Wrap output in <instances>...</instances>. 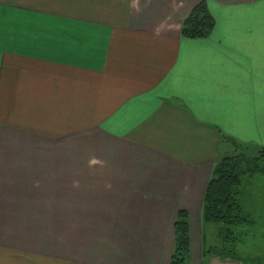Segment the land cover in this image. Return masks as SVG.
I'll return each instance as SVG.
<instances>
[{
    "label": "crops",
    "instance_id": "0c3cea01",
    "mask_svg": "<svg viewBox=\"0 0 264 264\" xmlns=\"http://www.w3.org/2000/svg\"><path fill=\"white\" fill-rule=\"evenodd\" d=\"M241 146H264V0H0V264H169L180 210L187 264H234L201 214Z\"/></svg>",
    "mask_w": 264,
    "mask_h": 264
},
{
    "label": "trees",
    "instance_id": "16d2710c",
    "mask_svg": "<svg viewBox=\"0 0 264 264\" xmlns=\"http://www.w3.org/2000/svg\"><path fill=\"white\" fill-rule=\"evenodd\" d=\"M214 26V20L207 11L203 1L195 5L181 22L180 33L185 38H204L209 35ZM264 160V146H261L253 158L243 155L224 157L212 167L210 177L206 183L201 220L203 224L220 225L219 237L227 240L234 238V228L249 223L242 215V208L237 200L241 175L246 172L257 173L260 161ZM175 242L169 264H187L189 248L187 213L180 210L174 222ZM204 254H212L220 260L230 259L238 261L234 250L224 247H210Z\"/></svg>",
    "mask_w": 264,
    "mask_h": 264
},
{
    "label": "rangeland",
    "instance_id": "374dc122",
    "mask_svg": "<svg viewBox=\"0 0 264 264\" xmlns=\"http://www.w3.org/2000/svg\"><path fill=\"white\" fill-rule=\"evenodd\" d=\"M259 148L249 146L231 148L229 155L224 157L243 155L250 159L256 156ZM259 163L257 173L245 170V173L241 175V185L237 195L242 215L248 219L249 223H243L234 228L232 240L230 237L225 240L218 236L220 225L205 224L204 226L205 245L219 249L222 247L228 250L233 249L238 256V261L233 260L234 264H264V160ZM208 255L205 259L213 256Z\"/></svg>",
    "mask_w": 264,
    "mask_h": 264
}]
</instances>
